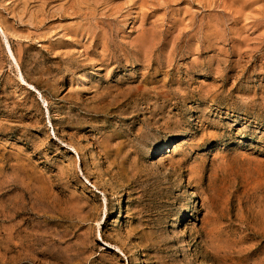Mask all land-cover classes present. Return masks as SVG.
Instances as JSON below:
<instances>
[{"label":"rangeland","instance_id":"374dc122","mask_svg":"<svg viewBox=\"0 0 264 264\" xmlns=\"http://www.w3.org/2000/svg\"><path fill=\"white\" fill-rule=\"evenodd\" d=\"M0 264H264V0H0Z\"/></svg>","mask_w":264,"mask_h":264},{"label":"bare ground","instance_id":"6f19581e","mask_svg":"<svg viewBox=\"0 0 264 264\" xmlns=\"http://www.w3.org/2000/svg\"><path fill=\"white\" fill-rule=\"evenodd\" d=\"M167 145H168V143H165V144L163 145V147H157V148H154V150H152V152L158 154V153H160V151H161L163 148H166ZM105 200L107 201V198H105ZM107 203H108V202H107Z\"/></svg>","mask_w":264,"mask_h":264}]
</instances>
